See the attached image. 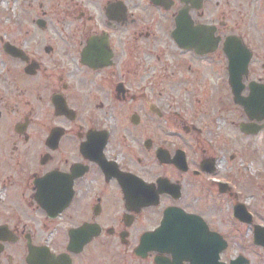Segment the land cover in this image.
<instances>
[{"label":"flooded vegetation","instance_id":"af4514ba","mask_svg":"<svg viewBox=\"0 0 264 264\" xmlns=\"http://www.w3.org/2000/svg\"><path fill=\"white\" fill-rule=\"evenodd\" d=\"M214 259L264 264V0H0V264Z\"/></svg>","mask_w":264,"mask_h":264},{"label":"water","instance_id":"95a60500","mask_svg":"<svg viewBox=\"0 0 264 264\" xmlns=\"http://www.w3.org/2000/svg\"><path fill=\"white\" fill-rule=\"evenodd\" d=\"M241 76H235L234 79V91H235V95H236V100L237 101H241V91H242V85H241ZM218 259H214V264H217Z\"/></svg>","mask_w":264,"mask_h":264}]
</instances>
